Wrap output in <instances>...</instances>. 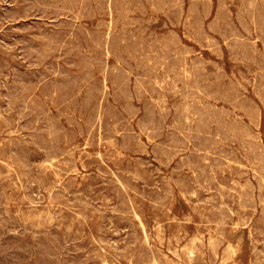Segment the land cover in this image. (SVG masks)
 <instances>
[{
  "label": "rangeland",
  "instance_id": "obj_1",
  "mask_svg": "<svg viewBox=\"0 0 264 264\" xmlns=\"http://www.w3.org/2000/svg\"><path fill=\"white\" fill-rule=\"evenodd\" d=\"M263 6L0 0V263L264 264Z\"/></svg>",
  "mask_w": 264,
  "mask_h": 264
},
{
  "label": "bare ground",
  "instance_id": "obj_2",
  "mask_svg": "<svg viewBox=\"0 0 264 264\" xmlns=\"http://www.w3.org/2000/svg\"><path fill=\"white\" fill-rule=\"evenodd\" d=\"M18 1V0H17ZM48 1V0H47ZM50 1V0H49ZM171 1V0H170ZM245 1V0H244ZM92 2V1H91ZM125 2V1H124ZM132 2V1H131ZM133 2H135V1H133ZM132 2V3H133ZM145 2H146V0H145ZM175 2H177V1H175ZM191 2V1H190ZM225 2V1H224ZM241 2V1H240ZM150 3V2H149ZM173 3V2H172ZM212 3V2H211ZM242 3V2H241ZM258 3H259V1H258ZM261 3V2H260ZM59 4V3H58ZM68 4V3H67ZM117 4H119V3H117ZM127 4V3H126ZM131 4V3H130ZM168 4V3H167ZM24 5V4H23ZM81 5V4H80ZM133 5V4H132ZM132 5H129V6H132ZM137 5V4H136ZM152 5V4H151ZM161 5V4H160ZM173 5V4H172ZM194 5V4H193ZM211 5V4H210ZM217 5H218V2H217ZM262 5V4H261ZM59 6V5H58ZM78 6V5H77ZM118 6V5H117ZM153 6V5H152ZM169 6V5H168ZM221 6V5H220ZM20 7V6H19ZM150 7V6H149ZM158 7V6H157ZM166 7V6H165ZM218 7V6H217ZM264 7V6H263ZM23 8V7H22ZM117 8V7H116ZM152 8H154V7H152ZM163 8H164V6H163ZM211 8V7H210ZM224 8V7H223ZM131 9V8H130ZM134 9H136V8H134ZM172 9V8H171ZM174 9V8H173ZM226 9H228V7L226 8ZM111 10V9H110ZM114 10V9H113ZM112 10V11H113ZM168 10H170V9H168ZM220 10V9H219ZM100 11V10H99ZM138 11V10H137ZM154 11V10H153ZM180 11V10H179ZM28 12H31V10L30 11H28ZM35 12V11H34ZM60 12V11H59ZM58 12V13H59ZM65 12V11H64ZM63 12V13H64ZM76 12V11H75ZM74 12V13H75ZM98 12V11H97ZM114 12V11H113ZM167 12H170V11H167ZM174 12V11H173ZM188 12V11H187ZM73 13V12H72ZM139 13V12H138ZM138 13H136V14H138ZM145 13V12H144ZM162 13V12H161ZM201 13V12H200ZM203 13V12H202ZM241 13V12H240ZM245 13H246V11H245ZM71 14V13H70ZM87 14V13H86ZM85 14V15H86ZM102 14V13H101ZM163 14V13H162ZM194 14V13H193ZM54 15V14H53ZM93 15V14H92ZM204 15V14H203ZM220 14H218V16H219ZM52 16V15H51ZM83 16V15H82ZM111 16V15H110ZM113 16V15H112ZM117 16V15H116ZM122 16H123V14H122ZM188 16V15H187ZM221 16V15H220ZM66 17V16H65ZM91 17V16H90ZM177 17V16H176ZM182 17V16H181ZM180 17V18H181ZM192 17V16H191ZM198 17V16H197ZM204 17V16H203ZM246 17V16H245ZM61 18V17H60ZM88 18V17H87ZM94 18V17H93ZM113 18V17H112ZM119 18H121V17H119ZM125 18V17H124ZM124 18H122L123 20H124ZM132 18V17H131ZM213 18V17H212ZM264 18V17H263ZM262 18V19H263ZM67 19V18H66ZM89 19V18H88ZM126 19V18H125ZM155 19H157V18H155ZM154 19V20H155ZM168 19V18H167ZM194 19V18H193ZM197 18H195V20H196ZM223 19V18H222ZM256 19V18H255ZM98 20V19H97ZM145 20V19H144ZM195 20H194V23H195ZM198 20V19H197ZM215 20H216V18H215ZM221 20V19H220ZM50 21H52V20H50ZM109 21V20H108ZM122 21V20H121ZM156 21V20H155ZM177 21V20H176ZM85 22V21H84ZM97 22V21H96ZM118 22V21H117ZM152 22V21H151ZM249 22V21H248ZM87 23V22H86ZM187 23V22H186ZM52 24V23H51ZM80 24V23H79ZM96 24V23H95ZM94 24V25H95ZM121 24H122V22H121ZM150 25V24H149ZM166 25V24H165ZM175 25V24H174ZM103 26V25H102ZM105 26V25H104ZM127 26V25H126ZM133 26V25H132ZM147 26V25H146ZM167 26V25H166ZM208 26V25H207ZM254 26V25H253ZM142 27V26H141ZM187 27V26H186ZM185 27V28H186ZM44 28V27H43ZM54 28V27H53ZM68 28V27H67ZM86 28V27H85ZM112 28V27H111ZM129 28V27H128ZM134 28V27H133ZM209 28V27H208ZM252 28V27H251ZM93 29H95V28H93ZM92 29V30H93ZM97 29V28H96ZM110 29V28H109ZM118 29V28H117ZM187 29V28H186ZM196 29H198V28H196ZM239 29V28H238ZM243 29V28H242ZM35 30H37V29H35ZM102 30H104V29H102ZM102 30H99V31H102ZM135 30V29H134ZM142 30V29H141ZM211 30V29H210ZM218 30V29H217ZM244 30V29H243ZM151 31V30H150ZM153 31V30H152ZM168 31H169V29H168ZM187 31H188V29H187ZM193 31V30H192ZM206 31V30H205ZM216 31V30H215ZM221 31V30H220ZM33 32V31H32ZM64 32H65V30H64ZM68 32V31H67ZM96 32V31H95ZM109 32V31H108ZM129 32V31H128ZM146 32V31H145ZM155 32V31H154ZM153 32V33H154ZM229 32V31H228ZM62 33V32H61ZM78 33V32H77ZM113 33H114V31H113ZM139 33V32H138ZM168 33V32H167ZM176 33V32H175ZM174 33V34H175ZM247 33V32H246ZM110 34V33H109ZM137 34V33H136ZM156 34V33H155ZM219 34V33H218ZM25 35V34H24ZM61 35V34H60ZM81 35V34H80ZM161 35V34H160ZM191 35V34H190ZM195 35V34H194ZM252 35V34H251ZM257 35V34H256ZM111 36V35H110ZM261 36V35H260ZM260 36H258V37H260ZM103 37H105V35L103 36ZM109 37V36H108ZM145 37V36H144ZM149 37V36H148ZM157 37V36H156ZM196 37V36H195ZM26 38V37H25ZM138 38V37H137ZM158 38H159V36H158ZM176 38V37H175ZM175 38H173V40L175 39ZM36 39V38H35ZM150 39V38H149ZM202 39V38H201ZM225 39V38H224ZM41 40V39H40ZM163 40H164V38H163ZM180 40V39H179ZM203 40V39H202ZM131 41V40H130ZM146 41V40H145ZM144 41V42H145ZM174 41H177V40H174ZM196 41V40H195ZM218 41V40H217ZM1 42V41H0ZM43 42V41H42ZM69 42V41H68ZM92 42V41H91ZM204 42V41H203ZM88 43V42H87ZM127 43V42H126ZM149 43V42H148ZM179 43H180V41H179ZM197 43V42H196ZM255 43V42H254ZM206 44V43H205ZM4 45H6V44H4ZM37 45V44H36ZM41 45V44H40ZM43 45V44H42ZM162 45H164V44H162ZM183 45V44H182ZM182 45H181V47L180 48H182ZM200 46V45H199ZM228 46V45H227ZM2 47V46H1ZM8 47V46H7ZM104 47H105V45H104ZM144 47V46H143ZM146 47V46H145ZM174 47V46H173ZM130 48V47H129ZM214 48V47H213ZM59 49H61V48H59ZM66 49V48H65ZM106 49V48H105ZM131 49V48H130ZM138 49L140 50V48L138 47ZM149 49V48H148ZM153 49V48H152ZM8 50V49H7ZM221 50V49H220ZM259 50V49H258ZM264 50V49H263ZM53 51V50H52ZM55 51V50H54ZM58 51V50H57ZM60 51V50H59ZM88 51V50H87ZM240 51V50H239ZM51 52V51H50ZM75 52V51H74ZM90 52V51H89ZM92 52V51H91ZM113 52V51H112ZM121 52V51H120ZM160 52V51H159ZM72 53V52H71ZM76 53V52H75ZM185 53V52H184ZM215 53V52H214ZM264 54V53H263ZM15 55H16V53H15ZM73 55V54H72ZM95 55H96V53H95ZM111 55V54H110ZM140 55V54H139ZM12 56H13V54H12ZM18 56V55H17ZM57 56V55H56ZM99 56V55H98ZM127 56V55H126ZM125 56V57H126ZM196 55H194V57H195ZM255 56H256V54H255ZM14 57V56H13ZM203 57V56H202ZM239 57V56H238ZM261 57V56H260ZM259 57V58H260ZM15 58V57H14ZM31 58V57H30ZM161 58V57H160ZM187 58V57H186ZM192 58V57H191ZM221 58V57H220ZM61 59V58H60ZM196 59V58H195ZM260 59H262V58H260ZM53 60V59H52ZM55 60V59H54ZM59 60V59H58ZM67 60V59H66ZM127 60V59H126ZM129 60V59H128ZM244 60V59H243ZM32 61V60H31ZM48 61H50V60H48ZM75 61V60H74ZM132 61V60H131ZM208 61V60H207ZM262 61V60H261ZM46 62V61H45ZM44 62V63H45ZM59 62V61H58ZM196 62V61H195ZM244 62V61H243ZM7 63V62H6ZM10 63V62H9ZM205 63V62H204ZM249 63V62H248ZM50 64V63H49ZM57 64V63H56ZM113 64V63H112ZM124 64V63H123ZM254 64V63H253ZM125 65V64H124ZM219 65V64H218ZM15 66V65H14ZM49 66V65H48ZM55 66V65H54ZM96 66V65H95ZM109 66V65H108ZM111 66V65H110ZM185 66V65H184ZM206 66V65H205ZM12 67H13V65H12ZM72 67V66H71ZM221 67V66H220ZM250 67V66H249ZM258 67V66H257ZM44 68V67H43ZM67 68V67H66ZM167 68V67H166ZM5 69V68H4ZM81 69H83L82 67H81ZM188 69V68H187ZM144 70V69H143ZM259 70V69H258ZM79 71V70H78ZM77 71V72H78ZM141 71V70H140ZM178 71V70H177ZM192 71V70H191ZM210 71V70H209ZM217 71H218V69H217ZM95 72V71H94ZM139 72V71H138ZM164 72V71H163ZM193 72V71H192ZM212 72V71H211ZM232 72V71H231ZM242 72V71H241ZM255 72V71H254ZM5 73V72H4ZM15 73H16V71H15ZM165 73V72H164ZM172 73V72H171ZM243 73V72H242ZM3 74V73H2ZM48 74V73H47ZM46 74V75H47ZM101 74V73H100ZM111 74V73H110ZM160 74V73H159ZM251 74H253V73H251ZM4 75V74H3ZM95 75V74H94ZM165 75V74H164ZM169 75V74H168ZM172 75V74H171ZM102 76V75H101ZM112 76V75H111ZM126 76V75H125ZM184 76V75H183ZM188 76V75H187ZM187 76H185V77H187ZM219 76V75H218ZM254 76H256V75H254ZM11 77V76H10ZM61 77V76H60ZM135 77V76H134ZM189 77V76H188ZM228 77V76H227ZM23 78H25V77H23ZM34 78V77H33ZM150 78V77H149ZM249 78V77H248ZM26 79V78H25ZM61 79V78H60ZM92 79V78H91ZM130 79V78H129ZM225 79V78H224ZM253 79V78H252ZM1 80V79H0ZM6 80V79H5ZM32 80V79H31ZM61 80H63V78L61 79ZM96 80V79H95ZM108 80V79H107ZM110 80V79H109ZM204 80V79H203ZM3 81V80H2ZM113 81V80H112ZM219 81V80H218ZM217 81V82H218ZM252 81V80H251ZM255 81V80H254ZM247 82V81H246ZM12 83V82H11ZM146 83V82H145ZM154 83V82H153ZM158 83H160V81L158 82ZM166 83V82H165ZM225 83V82H224ZM252 83V82H251ZM41 85V84H40ZM84 85V84H83ZM107 85V84H106ZM143 85V84H142ZM145 85V84H144ZM43 86V85H42ZM114 86V85H113ZM127 86V85H126ZM177 86H178V84H177ZM180 86V85H179ZM178 86V87H179ZM217 86H218V84H217ZM18 87H19V85H18ZM17 87V88H18ZM44 87V86H43ZM85 87V86H84ZM109 87V86H108ZM245 87V86H244ZM42 88V87H41ZM214 88V87H213ZM242 88V87H241ZM32 89V88H31ZM75 89V88H74ZM77 89V88H76ZM142 89L145 91V89L142 87ZM82 90V89H81ZM115 90H116V88H115ZM150 90V89H149ZM71 91V90H70ZM74 91V90H73ZM84 91V90H83ZM166 91V90H165ZM30 92V91H29ZM72 92V91H71ZM114 92V91H113ZM168 92V91H167ZM167 92H165V93H167ZM3 94H4V91L2 92ZM69 93V92H68ZM73 93V92H72ZM78 93V92H77ZM132 93V92H131ZM146 93V92H145ZM151 93V92H150ZM149 93V94H150ZM158 93V92H157ZM118 94H120V93H118ZM156 94V93H155ZM179 94V93H178ZM206 94V93H205ZM7 95V94H6ZM34 95V94H33ZM80 95V94H79ZM117 95V94H116ZM123 94H121V96H122ZM176 95V94H175ZM55 96V95H54ZM144 96V95H143ZM68 97V96H67ZM78 97V96H77ZM77 97H76V100H77ZM146 97V96H145ZM258 97V96H257ZM38 98V97H37ZM37 98H35V99H37ZM121 98V97H120ZM156 98V97H155ZM206 98V97H205ZM204 98V99H205ZM231 98V97H230ZM8 99V98H7ZM129 99V98H128ZM40 101H42L41 99H39ZM38 100V101H39ZM119 100V99H118ZM140 100V99H139ZM168 100V99H167ZM170 100V99H169ZM184 100V99H183ZM182 100V101H183ZM207 100V99H206ZM205 100V101H206ZM213 100V99H212ZM44 101H47V100H44ZM106 101V100H105ZM131 101V100H130ZM130 101H129V103H130ZM207 101H209V100H207ZM214 101V100H213ZM220 101V100H219ZM5 102H6V100H5ZM55 102V101H54ZM92 102V101H91ZM174 102H175V100H174ZM204 102V101H203ZM217 102V101H216ZM2 103V102H1ZM112 103V102H111ZM161 103V102H160ZM171 103V102H170ZM228 103V102H227ZM20 104V103H19ZM38 104L40 105L41 103L40 102H38ZM179 104V103H178ZM229 104V103H228ZM232 104V103H231ZM17 105V104H16ZM22 105V104H21ZM106 105H108V104H106ZM169 105V104H168ZM180 105V104H179ZM233 105V104H232ZM4 106V105H3ZM62 106H64V105H62ZM220 106V105H219ZM90 107V106H89ZM113 107V106H112ZM115 107V106H114ZM209 107V106H208ZM232 107V106H231ZM34 108V107H33ZM49 108V107H48ZM78 108V107H77ZM143 108V107H142ZM15 109V108H14ZM47 109V108H46ZM71 109V108H70ZM113 109V108H112ZM259 109V108H258ZM56 110V109H55ZM242 110V109H241ZM112 111V110H111ZM174 111V110H173ZM234 111V110H233ZM244 111V110H243ZM67 112H71V111H67ZM102 112V111H101ZM12 113V112H11ZM121 113V112H120ZM183 113V112H182ZM234 113V112H233ZM246 113V112H245ZM258 113H259V116H260V112L258 111ZM7 114V113H6ZM54 114V113H53ZM72 114V113H71ZM103 114V113H102ZM118 114V113H117ZM231 114V113H230ZM171 115V114H170ZM237 115V114H236ZM235 115V116H236ZM240 115V114H239ZM64 116V115H63ZM70 116V115H69ZM68 116V117H69ZM105 116V115H104ZM111 116V115H110ZM119 116V115H118ZM129 116V115H128ZM131 116V115H130ZM133 116V115H132ZM142 116H144V115H142ZM230 116V115H229ZM228 116V117H229ZM238 116V115H237ZM9 117V116H8ZM123 117V116H122ZM145 117V116H144ZM169 117V116H168ZM247 117V116H246ZM249 117V116H248ZM67 118V117H66ZM112 118V117H111ZM121 118V117H120ZM119 118V119H120ZM231 118V117H230ZM235 118V117H234ZM115 119H116V117H115ZM125 119V118H124ZM127 119V118H126ZM259 119H260V117H259ZM259 119H258V121H259ZM18 120V119H17ZM67 120V119H66ZM72 120V119H71ZM104 120H106V119H104ZM1 121V120H0ZM73 121V120H72ZM75 121V120H74ZM78 121V120H77ZM84 121V120H83ZM101 121V120H100ZM113 121V120H112ZM138 122V121H137ZM20 123V122H19ZM36 123V122H35ZM38 123H39V121H38ZM41 123V122H40ZM5 124V123H4ZM42 124V123H41ZM124 124V123H123ZM126 124V126H127V123H125ZM247 124V123H246ZM259 124V123H258ZM7 125V124H6ZM5 125V126H6ZM19 125V124H18ZM74 125V124H73ZM103 125V124H102ZM114 125V124H113ZM193 125H194V123H193ZM14 126V125H13ZM44 126V125H43ZM68 126V125H67ZM96 126V125H95ZM116 126V125H115ZM124 126V125H123ZM4 127V126H3ZM7 127V126H6ZM5 127V128H6ZM119 127V126H118ZM132 127V126H131ZM166 126H164V128H165ZM22 128V127H21ZM96 128V127H95ZM99 128V127H98ZM101 128V127H100ZM211 128H213V126L211 127ZM24 129V128H23ZM66 129V128H65ZM132 129V128H131ZM9 130V129H8ZM20 130V129H19ZM25 130V129H24ZM83 130V129H82ZM93 130V129H92ZM128 130H129V128H128ZM253 130V129H252ZM7 131V130H6ZM18 131V130H17ZM32 131V130H31ZM78 131V130H77ZM100 131V130H99ZM135 131V130H134ZM164 131V130H163ZM168 131H169V129H168ZM255 131V130H254ZM95 132V131H94ZM106 132V131H105ZM121 132V131H120ZM131 132V131H130ZM142 132V131H141ZM170 132V131H169ZM257 132V131H256ZM6 133V132H5ZM15 133H17V132H15ZM24 133V132H23ZM27 133V132H26ZM44 133V132H43ZM79 133V132H78ZM129 133V132H128ZM133 133V132H132ZM165 133V132H164ZM258 133V132H257ZM12 134V133H11ZM167 134V133H166ZM53 135V134H52ZM78 135V134H77ZM90 135V134H89ZM128 135V134H127ZM169 135V134H168ZM180 135V134H179ZM74 136V135H73ZM131 136H134V135H131ZM130 136V137H131ZM146 136H147V134H146ZM178 136V135H177ZM12 137V136H11ZM16 137V136H15ZM15 137H13V138H15ZM25 137V136H24ZM47 137H50V136H47ZM122 137V136H121ZM180 137V136H179ZM249 137V136H248ZM260 137V136H259ZM13 138H11V139H13ZM101 138V137H100ZM164 138V137H163ZM170 138V137H169ZM168 138V139H169ZM8 139V138H7ZM10 139V138H9ZM20 139V138H19ZM95 139V138H94ZM154 139H156V138H154ZM17 140V139H16ZM32 140V139H31ZM66 140V139H65ZM107 140V139H106ZM108 140H110V139H108ZM121 140V139H120ZM141 140V139H140ZM152 140V139H151ZM161 140V139H160ZM167 140V139H166ZM165 140V141H166ZM10 141V140H9ZM23 141V140H22ZM63 141V140H62ZM112 141V140H111ZM147 141V140H146ZM229 141V140H228ZM236 141V140H235ZM71 142V141H70ZM239 142V141H238ZM25 143H26V141H25ZM60 143V142H59ZM119 143H120V141H119ZM136 143V142H135ZM140 143V142H139ZM163 143V142H162ZM169 143V142H168ZM188 143V142H187ZM35 144V143H34ZM70 144V143H69ZM118 144V143H117ZM219 144V143H218ZM224 144H225V141H224ZM228 144V143H227ZM20 145V144H19ZM24 145V144H23ZM26 145V144H25ZM73 145V144H72ZM167 145H169V144H167ZM187 145V144H186ZM213 145V144H212ZM240 145H241V143H240ZM36 146V145H35ZM77 146V145H76ZM133 146V145H132ZM143 146V145H142ZM1 147V146H0ZM8 147V146H7ZM20 147V146H19ZM28 147V146H27ZM184 147H186L185 145H184ZM189 147V146H188ZM191 147V146H190ZM218 147H219V145H218ZM224 147V146H223ZM15 148V147H14ZM70 148V147H69ZM183 147H181L180 149H182ZM233 148V147H232ZM241 148V147H240ZM3 149V148H2ZM39 149V148H38ZM61 149V148H60ZM190 149V148H189ZM236 149V148H235ZM21 150V149H20ZM40 150V149H39ZM68 150V149H67ZM168 150V149H167ZM234 150V149H233ZM29 151H30V149H29ZM64 151V150H63ZM74 151V150H73ZM126 151V150H125ZM141 151V150H140ZM145 151V150H144ZM215 151V150H214ZM134 153V152H133ZM160 153H162L161 151H160ZM65 154V153H64ZM95 154V153H94ZM97 154H99V153H97ZM9 155V154H8ZM92 155V154H91ZM109 155V154H108ZM164 155V154H163ZM215 155V154H214ZM244 155V154H243ZM62 156V155H61ZM153 156V155H152ZM157 156V155H156ZM248 156H250V155H248ZM26 157V156H25ZM30 157V156H29ZM240 157V156H239ZM10 158V157H9ZM62 158V157H61ZM99 158H100V156H99ZM121 158V157H120ZM139 158V157H138ZM157 158H158V156H157ZM251 158H252V156H251ZM39 159V158H38ZM54 159V158H53ZM109 159V158H108ZM127 159V158H126ZM166 159V158H165ZM248 159V158H247ZM33 160V159H32ZM101 160V159H100ZM103 160V159H102ZM111 160V159H110ZM135 160V159H134ZM133 160V161H134ZM37 161V160H36ZM61 161V160H60ZM112 162H114V161H112ZM145 162V161H144ZM233 162V161H232ZM255 162H257V161H255ZM48 163V162H47ZM55 163V162H54ZM64 163V162H63ZM62 163V164H63ZM93 163V162H92ZM102 163V162H101ZM127 163V162H126ZM14 164V163H13ZM18 164H20V163H18ZM18 164H17V166H18ZM44 164V163H43ZM42 164V165H43ZM46 164V163H45ZM57 164V163H56ZM65 164V163H64ZM91 164V163H90ZM170 164V163H169ZM230 164V163H229ZM235 164V163H234ZM240 164H241V162H240ZM243 164V163H242ZM23 165V164H22ZM32 165V164H31ZM36 165V164H35ZM38 165H40V164H38ZM50 165V164H49ZM53 165V164H52ZM127 165V164H126ZM245 165V164H244ZM255 165H256V163H255ZM143 166V165H142ZM8 167V166H7ZM6 167V168H7ZM23 167V166H22ZM41 167V166H40ZM54 167H55V165H54ZM91 167V166H90ZM227 167V166H226ZM250 167V166H249ZM248 167V168H249ZM24 168V167H23ZM56 168V167H55ZM68 168H69V166H68ZM77 168V167H76ZM85 168H87V167H85ZM115 168H117V167H115ZM144 168V167H143ZM171 168H172V166H171ZM212 168H213V166H212ZM244 168V167H243ZM1 169V168H0ZM14 169V168H13ZM54 169V168H53ZM112 169V168H111ZM124 169V168H123ZM127 169V168H126ZM125 169V170H126ZM157 169V168H156ZM181 169V168H180ZM218 169V168H217ZM233 169V168H232ZM37 170V169H36ZM121 170V169H120ZM138 170V169H137ZM154 170V169H153ZM189 170V169H188ZM230 170V169H229ZM254 170V169H253ZM261 170V169H260ZM7 171H8V169H7ZM15 171V170H14ZM32 171V170H31ZM34 171V170H33ZM32 171V172H33ZM44 171V170H43ZM109 171H111V170H109ZM117 171V170H116ZM131 171V170H130ZM133 171V170H132ZM144 171V170H143ZM155 171V170H154ZM191 171V170H190ZM261 171H263V170H261ZM260 171V172H261ZM1 172H3V171H1ZM11 172V171H10ZM9 172V173H10ZM23 172V171H22ZM39 172V171H38ZM64 172V171H63ZM147 172H148V170H147ZM153 172V171H152ZM244 172V171H243ZM15 173V172H14ZM88 173V172H87ZM117 173H119V172H117ZM124 173V172H123ZM218 173V172H217ZM44 174V173H43ZM50 174V173H49ZM58 174V173H57ZM96 174H98V173H96ZM238 174V173H237ZM248 174V173H247ZM257 174H259V173H257ZM263 174V173H262ZM3 175V174H2ZM11 175V174H10ZM9 175V176H10ZM29 175V174H28ZM51 175V174H50ZM49 175V176H50ZM99 175V174H98ZM106 175V174H105ZM108 175V174H107ZM109 175H111V174H109ZM129 175H131V174H129ZM152 175H155V174H152ZM190 175V174H189ZM34 176V175H33ZM104 176V175H103ZM119 176V175H118ZM232 176V175H231ZM237 176V175H236ZM262 176V175H261ZM40 177V176H39ZM81 177V176H80ZM92 177H94V175L92 176ZM125 177V176H124ZM131 177V176H130ZM142 177V176H141ZM161 177H162V175H161ZM215 177V176H214ZM239 177V176H238ZM241 177V176H240ZM1 178V177H0ZM28 178V177H27ZM38 178V177H37ZM50 178V177H49ZM55 178V177H54ZM105 178V177H104ZM132 178V177H131ZM140 178V177H139ZM172 178V177H171ZM170 177H169V179H171ZM177 178V177H176ZM192 178V177H191ZM190 178V179H191ZM196 178V177H195ZM194 178V179H195ZM226 178V177H225ZM264 178V177H263ZM26 179V178H25ZM41 179H42V177H41ZM134 179H135V177H134ZM142 179V178H141ZM255 179V178H254ZM13 180V179H12ZM19 180V179H18ZM22 180V179H21ZM45 180H46V178H45ZM108 180V179H107ZM175 180V179H174ZM187 180V179H186ZM217 180V179H216ZM262 180V179H261ZM6 181V180H5ZM42 180H40V182H41ZM103 181H105V180H103ZM129 181V180H128ZM167 181V180H166ZM236 181V180H235ZM263 181V180H262ZM9 182V181H8ZM32 182V181H31ZM44 182V181H43ZM61 182V181H60ZM98 182V181H97ZM101 182V181H100ZM99 182V183H100ZM108 182V181H107ZM119 182V181H118ZM134 182H136V181H134ZM194 182V181H193ZM215 182V181H214ZM217 182V181H216ZM244 182V181H243ZM4 183V182H3ZM6 183V182H5ZM12 183V182H11ZM20 183V182H19ZM110 183V182H109ZM120 183V182H119ZM165 183V182H164ZM169 183V182H168ZM189 183V182H188ZM212 183H213V181H212ZM219 183V182H218ZM239 183V182H238ZM264 183V182H263ZM28 184V183H27ZM36 184V183H35ZM46 184V183H45ZM62 184V183H61ZM95 184V183H94ZM116 184V183H115ZM166 184V183H165ZM223 184V183H222ZM221 184V185H222ZM2 185V184H1ZM15 185V184H14ZM47 185V184H46ZM79 185V184H78ZM120 185V184H119ZM152 185V184H151ZM155 185V184H154ZM160 185V184H159ZM233 185V184H232ZM231 185V186H232ZM238 185V184H237ZM259 185H260V183H259ZM29 186V185H28ZM39 186H41V185H39ZM115 186V185H114ZM127 186H128V184H127ZM142 186V185H141ZM167 186V185H166ZM179 186V185H178ZM188 186V185H187ZM210 186V185H209ZM225 186V185H224ZM1 187V186H0ZM10 187V186H9ZM20 187V186H19ZM18 187V188H19ZM31 187H33V185L31 186ZM38 187V186H37ZM128 187H130V185L128 186ZM223 187V186H222ZM225 187H227V186H225ZM237 187V186H236ZM13 188V187H12ZM54 188V187H53ZM59 188V187H58ZM72 188V187H71ZM102 188V187H101ZM160 188V187H159ZM189 188V187H188ZM191 188V187H190ZM235 188V187H234ZM239 188H241V187H239ZM2 189V188H1ZM16 189V188H15ZM14 189V190H15ZM23 189H25V188H23ZM33 189V188H32ZM40 189H41V187H40ZM113 189H115V188H113ZM120 189V188H119ZM154 189V188H153ZM228 189V188H227ZM230 189V188H229ZM245 189H246V187H245ZM59 190L60 191H62L60 188H59ZM81 190V189H80ZM85 190V189H84ZM92 190V189H91ZM125 190V189H124ZM141 190V189H140ZM139 190V191H140ZM162 190V189H161ZM172 190V189H171ZM194 190V189H193ZM242 190V189H241ZM28 191V190H27ZM33 191V190H32ZM35 191V190H34ZM42 191V190H41ZM56 191H58V190H56ZM70 191H72V190H70ZM97 191V190H96ZM149 191V190H148ZM158 191V190H157ZM236 191V190H235ZM10 192V191H9ZM31 192V191H30ZM38 192V191H37ZM65 192V191H64ZM83 192V191H82ZM91 192V191H90ZM94 192V191H93ZM205 192V191H204ZM216 191H214V193H215ZM230 192V191H229ZM12 193V192H11ZM97 193V192H96ZM163 193V192H162ZM186 193V192H185ZM243 193V192H242ZM253 193H254V190H253ZM25 194V193H24ZM70 194V193H69ZM94 194V193H93ZM115 194V193H114ZM155 194V193H154ZM222 194V193H221ZM226 194V193H225ZM40 195H42V194H40ZM227 195V194H226ZM83 196V195H82ZM95 196V195H94ZM116 196V195H115ZM130 196V195H129ZM169 196H171V195H169ZM197 196V195H196ZM220 196V195H219ZM224 196V195H223ZM257 196V195H256ZM23 197V196H22ZM59 197H61V195L59 196ZM84 197V196H83ZM83 197H81V198H83ZM122 197V196H121ZM125 197V196H124ZM203 197V196H202ZM229 197V196H228ZM26 198V197H25ZM24 198V199H25ZM64 198V197H63ZM99 198V197H98ZM114 198V197H113ZM116 198V197H115ZM120 198V197H119ZM232 198V197H231ZM234 198V197H233ZM237 198V197H236ZM89 199V198H88ZM94 199V198H93ZM150 199V198H149ZM217 199V198H216ZM57 200V199H56ZM65 200V199H64ZM111 200H113V199H111ZM132 200V199H131ZM130 200V201H131ZM138 200V199H137ZM169 200V199H168ZM209 200H210V198H209ZM213 200V199H212ZM211 200V201H212ZM253 200H254V198H253ZM43 201V200H42ZM54 201V200H53ZM165 201H167V200H165ZM211 201H210V203H211ZM233 201V200H232ZM236 201V200H235ZM10 202V201H9ZM39 202V201H38ZM64 202V201H63ZM117 202V201H116ZM234 202V201H233ZM32 203V202H31ZM52 203V202H51ZM66 203V202H65ZM64 203V204H65ZM76 203V202H75ZM74 203V204H75ZM93 203V202H92ZM101 203V202H100ZM106 203V202H105ZM104 203V204H105ZM220 203H222V202H220ZM228 203V202H227ZM81 204V203H80ZM108 204V203H107ZM126 204V203H125ZM261 204V203H260ZM117 205V204H116ZM128 205V204H127ZM216 205V204H215ZM219 205V204H218ZM228 205V204H227ZM83 206V205H82ZM97 206V205H96ZM159 206V205H158ZM203 206V205H202ZM4 207V206H3ZM51 207V206H50ZM92 207V206H91ZM105 207V206H104ZM116 207V206H115ZM130 207V206H129ZM222 207V206H221ZM228 207H229V205H228ZM244 207V206H243ZM54 208V207H53ZM72 208H74V207H72ZM79 208H81V207H79ZM78 208V209H79ZM94 208V207H93ZM100 208V207H99ZM231 208V207H230ZM247 208V207H246ZM37 209V208H36ZM48 209V208H47ZM58 209V208H57ZM56 209V210H57ZM71 209V208H70ZM87 209V208H86ZM89 209V208H88ZM103 209V208H102ZM153 209V208H152ZM234 209V208H233ZM81 210V209H80ZM30 211V210H29ZM63 211V210H62ZM96 211V210H95ZM232 211H234V210H232ZM18 212V211H17ZM23 212V211H22ZM21 212V213H22ZM27 212V211H26ZM48 212V211H47ZM72 212V211H71ZM77 212V211H76ZM87 212V211H86ZM131 212V211H130ZM129 212V213H130ZM225 212V211H224ZM13 213V212H12ZM25 213V212H24ZM23 213V214H24ZM37 213V212H36ZM49 213V212H48ZM51 213H52V211H51ZM91 213V212H90ZM103 213V212H102ZM101 213V214H102ZM111 213H113V212H111ZM110 213V214H111ZM119 213V212H118ZM121 213V212H120ZM234 213H235V211H234ZM35 214V213H34ZM62 214V213H61ZM71 214V213H70ZM75 214V213H74ZM88 214V213H87ZM91 214H93V213H91ZM126 214V213H125ZM131 214V213H130ZM137 214V213H136ZM22 215V214H21ZM65 215V214H64ZM109 215V214H108ZM107 215V216H108ZM31 216V215H30ZM29 216V217H30ZM99 216V215H98ZM110 216V215H109ZM113 216V215H112ZM119 216V215H118ZM121 216V215H120ZM216 216H218V215H216ZM81 217V216H80ZM101 217V216H100ZM125 217V216H124ZM123 217V218H124ZM139 217V216H138ZM208 217V216H207ZM213 217V216H212ZM233 217V216H232ZM46 218V217H45ZM71 218V217H70ZM117 218V217H116ZM239 218V217H238ZM30 219V218H29ZM42 219V218H41ZM80 219V218H79ZM87 219V218H86ZM210 219H211V216H210ZM25 220V219H24ZM51 220V219H50ZM74 220V219H73ZM84 220V219H83ZM82 220V221H83ZM96 220H97V218H96ZM95 220V221H96ZM117 220H118V218H117ZM125 220V219H124ZM140 220V219H139ZM209 220V219H208ZM229 220V219H228ZM251 220V219H250ZM256 220V219H255ZM43 221V220H42ZM52 221V220H51ZM80 221V220H79ZM107 221V220H106ZM4 222V221H3ZM10 222V221H9ZM14 222V221H13ZM18 222V221H17ZM32 222V221H31ZM34 222V221H33ZM36 222V221H35ZM45 222V221H44ZM62 222V221H61ZM98 222V221H97ZM100 222V221H99ZM222 222V221H221ZM236 222V221H235ZM262 222V221H261ZM46 223H47V221H46ZM70 223V222H69ZM114 223V222H113ZM116 223V222H115ZM232 223V222H231ZM240 223V222H239ZM257 223H259V222H257ZM17 224V223H16ZM21 224V223H20ZM101 224H102V221H101ZM100 224V225H101ZM106 224V223H105ZM142 224V223H141ZM220 224V223H219ZM246 224V223H245ZM9 225V224H8ZM45 225V224H44ZM94 225V224H93ZM104 225V224H103ZM113 225V224H112ZM244 225V224H243ZM258 225V224H257ZM260 225V224H259ZM261 225H262V223H261ZM65 226V225H64ZM96 226V225H95ZM106 226V225H105ZM133 226V225H132ZM237 226V225H236ZM74 227V226H73ZM89 227H91V226H89ZM117 227V226H116ZM126 227V226H125ZM142 227V226H141ZM252 227V226H251ZM263 227V226H262ZM7 228V227H6ZM31 228V227H30ZM105 228V227H104ZM120 228V227H119ZM130 228V227H129ZM5 229V228H4ZM111 229V228H110ZM124 229V228H123ZM218 229V228H217ZM216 229V230H217ZM60 230V229H59ZM87 230H89V228H87ZM114 230V229H113ZM225 230V229H224ZM255 230V229H254ZM253 230V231H254ZM2 231H3V229H2ZM58 231V230H57ZM66 231V230H65ZM69 231H70V229H69ZM81 231V230H80ZM98 231V230H97ZM122 231V230H121ZM130 231V230H129ZM145 231V230H144ZM84 233L86 232V231H83ZM184 232V231H183ZM32 233V232H31ZM216 233H218V232H216ZM221 233V232H220ZM219 233V234H220ZM249 233V232H248ZM27 234V233H26ZM95 234V233H94ZM251 234V233H250ZM260 234V233H259ZM66 235V234H65ZM99 235H101V234H99ZM140 235V234H139ZM209 235V234H208ZM30 237H31V234L29 235ZM49 236V235H48ZM62 236V235H61ZM91 236V235H90ZM120 236H121V234H120ZM129 236H131V235H129ZM146 236V235H145ZM203 236V235H202ZM222 236H223V234H222ZM11 237H12V235H11ZM15 237V236H14ZM51 237V236H50ZM92 237V236H91ZM133 237V236H132ZM156 237V236H155ZM180 237V236H179ZM220 237V236H219ZM27 238V237H26ZM80 238V237H79ZM104 238V237H103ZM159 238H160V236H159ZM48 239H49V237H48ZM77 239V238H76ZM87 239V238H86ZM108 239H109V237H108ZM118 239V238H117ZM139 239V238H138ZM192 239V238H191ZM204 239V238H203ZM209 239V238H208ZM28 240V239H27ZM98 240V239H97ZM107 240V239H106ZM110 240V239H109ZM142 240V239H141ZM180 240V239H179ZM220 240V239H219ZM261 240V239H260ZM24 241V240H23ZM78 241V240H77ZM86 241V240H85ZM108 241V240H107ZM114 241V240H113ZM139 241V240H138ZM178 241V240H177ZM210 241V240H209ZM224 241V240H223ZM21 242V241H20ZM34 242V241H33ZM96 242V241H95ZM119 242V241H118ZM140 242V241H139ZM146 242V241H145ZM169 242H170V240H169ZM188 242V241H187ZM256 242V241H255ZM257 242H258V240H257ZM87 243H89V242H87ZM99 243V242H98ZM136 243H137V241H136ZM207 243V242H206ZM211 243V242H210ZM163 244V243H162ZM176 244V243H175ZM200 244H203V243H200ZM251 244H253V243H251ZM35 245V244H34ZM102 245V244H101ZM107 245V244H106ZM105 245V246H106ZM117 245V244H116ZM142 245H144V243L142 244ZM156 245V244H155ZM208 245V244H207ZM211 245V244H210ZM16 246V245H15ZM108 246V245H107ZM137 246V245H136ZM145 246V245H144ZM186 246V245H185ZM217 246H218V244H217ZM229 246V245H228ZM238 246V245H237ZM261 246V245H260ZM259 246V247H260ZM11 247V246H10ZM110 247V246H109ZM142 247V246H141ZM175 247V246H174ZM177 247V246H176ZM180 247V246H179ZM187 247V246H186ZM186 247H183V248H186ZM211 247V246H210ZM213 248H214V246H212ZM230 247V246H229ZM83 248V247H82ZM139 248V247H138ZM150 248V247H149ZM153 248V247H152ZM204 248V247H203ZM226 248V247H225ZM224 248V249H225ZM8 249V248H7ZM86 249H87V247H86ZM85 249V250H86ZM93 249V248H92ZM106 249H107V247H106ZM133 249V248H132ZM131 249V250H132ZM143 249V248H142ZM142 249H140L141 250V252H142ZM158 249H160V248H158ZM209 249V248H208ZM251 249V248H250ZM253 249V248H252ZM256 249V248H255ZM263 249H264V246H263ZM57 250V249H56ZM153 250V249H152ZM171 250H173V249H171ZM170 250V251H171ZM175 250H176V248H175ZM214 250V249H213ZM231 250V249H230ZM21 250H19V252H20ZM63 251V250H62ZM109 251V250H108ZM127 251H128V249H127ZM129 251H130V249H129ZM191 251H192V249H191ZM256 251V250H255ZM260 251V250H259ZM79 252V251H78ZM96 252V251H95ZM98 252V251H97ZM100 252V251H99ZM102 252V251H101ZM153 252L154 253H156L154 250H153ZM23 253V252H22ZM74 253V252H73ZM115 253V252H114ZM231 253H232V251H231ZM256 253H258V252H256ZM260 253V252H259ZM80 254V253H79ZM113 254V253H112ZM143 254V253H142ZM173 254V253H172ZM180 254V253H179ZM198 254V253H197ZM203 254V253H202ZM211 254V253H210ZM24 255V254H23ZM22 255V256H23ZM29 255V254H28ZM63 255V254H62ZM81 255V254H80ZM111 255V254H110ZM165 255V254H164ZM186 255V254H185ZM214 255V254H213ZM217 255V254H216ZM227 255V254H226ZM255 255V254H254ZM59 256V255H58ZM69 256V255H68ZM160 256V255H159ZM162 256H163V254H162ZM174 256H175V254H174ZM195 256V255H194ZM202 256V255H201ZM200 256V260L202 259V257ZM231 256V255H230ZM72 257V256H71ZM116 257V256H115ZM185 257V256H184ZM193 257V256H192ZM255 257V256H254ZM26 258H27V255H26ZM135 258V257H134ZM145 258V257H144ZM151 258V257H150ZM173 258V257H172ZM188 258V257H187ZM194 258H196V257H194ZM98 259V258H97ZM127 259V258H126ZM170 259V258H169ZM182 259V258H181ZM185 259V258H184ZM183 259V260H184ZM225 258H223V260H224ZM230 259V258H229ZM33 260V259H32ZM50 260V259H49ZM84 260V259H83ZM96 260V259H95ZM178 260V259H177ZM211 260H213V259H211ZM263 260V259H262ZM28 261H29V259H28ZM53 261V260H52ZM90 261V260H89ZM119 261V260H118ZM134 261V260H133ZM159 261V260H158ZM170 261H172V260H170ZM187 261H189V260H187ZM257 260H255V262H256ZM182 262V261H181ZM200 262V261H199ZM252 262V261H251ZM255 262H254V264H255ZM4 263V262H3ZM2 263V264H3ZM13 263H15V262H13ZM25 263H26V261H25ZM129 263H131V262H129ZM165 263V262H164ZM175 263H177V262H175ZM258 263V262H257ZM1 264V263H0ZM174 264V263H173ZM179 264V263H178ZM186 264V263H185ZM191 264V263H190Z\"/></svg>",
  "mask_w": 264,
  "mask_h": 264
}]
</instances>
